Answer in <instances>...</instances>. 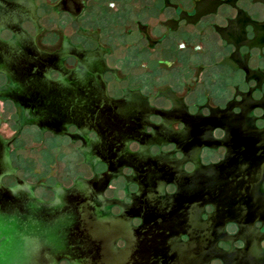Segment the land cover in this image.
<instances>
[{"label":"water","instance_id":"1","mask_svg":"<svg viewBox=\"0 0 264 264\" xmlns=\"http://www.w3.org/2000/svg\"><path fill=\"white\" fill-rule=\"evenodd\" d=\"M0 264H264V0H0Z\"/></svg>","mask_w":264,"mask_h":264}]
</instances>
